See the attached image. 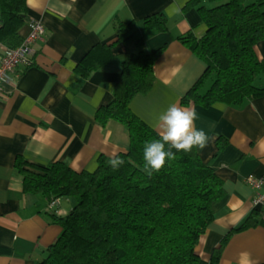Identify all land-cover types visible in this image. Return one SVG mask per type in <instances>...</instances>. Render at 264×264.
<instances>
[{"label":"crops","instance_id":"obj_1","mask_svg":"<svg viewBox=\"0 0 264 264\" xmlns=\"http://www.w3.org/2000/svg\"><path fill=\"white\" fill-rule=\"evenodd\" d=\"M21 4L26 21L18 43L32 20L42 21L46 30L34 44L32 64L21 65L5 85L6 95L0 96V264H40L62 232L53 212L64 215L73 206L72 199L62 198L51 208L45 195L26 193L16 169L18 155L41 166L65 161L76 171H93L101 155L111 158L129 148V131L123 123L109 120L102 125L96 119L98 109L113 99L122 76L128 44L119 34L120 20H135L137 34L146 38L144 48L160 50L154 83L147 93L134 96L132 111L156 129L159 114L169 105L194 108L199 117L195 126L211 137L205 148L196 149L222 178L225 197L201 236L199 264H210L223 238L250 214L264 220V208L254 205L257 191L247 181L249 175H264V94L238 104L182 102L207 63L178 36L202 37L207 27L198 7L217 2L21 0ZM157 12L166 15L168 30L142 28L141 21ZM0 44L6 45L2 40ZM255 50L263 58L264 41ZM82 66L93 70L85 74ZM211 82L206 80L202 90ZM262 262L264 225L259 224L233 231L217 264Z\"/></svg>","mask_w":264,"mask_h":264},{"label":"trees","instance_id":"obj_2","mask_svg":"<svg viewBox=\"0 0 264 264\" xmlns=\"http://www.w3.org/2000/svg\"><path fill=\"white\" fill-rule=\"evenodd\" d=\"M212 1L217 4L198 7L206 33L199 38L192 33L178 36L207 63L204 74L183 97L184 104H238L264 94V56L259 58L255 50L264 41V0ZM22 4L0 0V40L7 47L20 45V29L26 21ZM117 27L128 44L122 76L114 86L113 99L98 109L96 119L102 125L116 120L127 127L129 148L117 155L124 164L113 169L110 158L101 155L93 171H76L65 161L41 166L21 155L16 159L26 193L45 195L51 208L62 198L73 200L66 214L53 212L62 232L40 264H199L197 248L225 197L224 182L196 148L173 149L176 158L151 176L142 171L143 146L159 137L130 103L152 87L160 50L144 48L146 38L135 33V20H120ZM143 27L166 31L168 19L163 13H152L144 18ZM91 67L82 70L88 74ZM259 224L264 225V220L250 214L233 231ZM230 234L213 252L210 264L218 263Z\"/></svg>","mask_w":264,"mask_h":264},{"label":"clouds","instance_id":"obj_3","mask_svg":"<svg viewBox=\"0 0 264 264\" xmlns=\"http://www.w3.org/2000/svg\"><path fill=\"white\" fill-rule=\"evenodd\" d=\"M198 118L194 108L176 104H171L162 111L155 125L159 138L146 141L143 146L142 171L151 176L154 172H159L168 161L174 160L176 152L205 148L211 137L204 129H197L195 122ZM108 163L113 169H118L124 164V160L114 155Z\"/></svg>","mask_w":264,"mask_h":264},{"label":"built area","instance_id":"obj_4","mask_svg":"<svg viewBox=\"0 0 264 264\" xmlns=\"http://www.w3.org/2000/svg\"><path fill=\"white\" fill-rule=\"evenodd\" d=\"M45 24L40 20H32L29 23V31L25 35L22 43L16 47H7L0 44L2 53L0 54V96L6 95L5 85L12 81V76L21 65H30L35 52L34 44L43 39ZM247 181L256 189L254 205L264 208V175L256 177L249 175Z\"/></svg>","mask_w":264,"mask_h":264},{"label":"rangeland","instance_id":"obj_5","mask_svg":"<svg viewBox=\"0 0 264 264\" xmlns=\"http://www.w3.org/2000/svg\"><path fill=\"white\" fill-rule=\"evenodd\" d=\"M141 22H142V28H143V22H144V20H142ZM142 28H141V29H142ZM137 30H138V29L136 28V34H137ZM137 35H142V34H137ZM63 200H64V202H66L67 198H63Z\"/></svg>","mask_w":264,"mask_h":264}]
</instances>
